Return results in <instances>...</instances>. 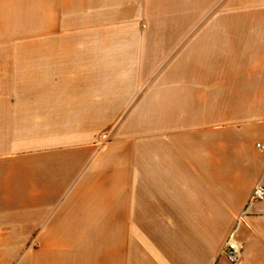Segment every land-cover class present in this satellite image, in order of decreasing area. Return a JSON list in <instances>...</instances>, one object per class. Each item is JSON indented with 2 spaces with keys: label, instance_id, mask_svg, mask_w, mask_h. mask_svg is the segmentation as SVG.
<instances>
[{
  "label": "crops",
  "instance_id": "crops-1",
  "mask_svg": "<svg viewBox=\"0 0 264 264\" xmlns=\"http://www.w3.org/2000/svg\"><path fill=\"white\" fill-rule=\"evenodd\" d=\"M264 0H0V264H264Z\"/></svg>",
  "mask_w": 264,
  "mask_h": 264
},
{
  "label": "built area",
  "instance_id": "built-area-1",
  "mask_svg": "<svg viewBox=\"0 0 264 264\" xmlns=\"http://www.w3.org/2000/svg\"><path fill=\"white\" fill-rule=\"evenodd\" d=\"M257 148L264 153V144L258 143ZM262 201H264V186L258 184L254 187L248 206L240 216V219L248 214L249 208L252 204ZM235 233V230H233L229 235L219 255V257H224L226 262L224 263L218 258L215 264H237L240 261L243 252V244L237 240Z\"/></svg>",
  "mask_w": 264,
  "mask_h": 264
}]
</instances>
